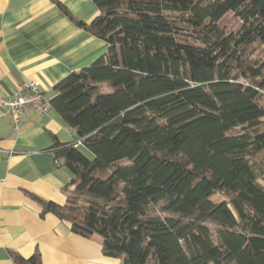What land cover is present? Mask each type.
Here are the masks:
<instances>
[{
  "label": "trees",
  "instance_id": "16d2710c",
  "mask_svg": "<svg viewBox=\"0 0 264 264\" xmlns=\"http://www.w3.org/2000/svg\"><path fill=\"white\" fill-rule=\"evenodd\" d=\"M93 2L106 51L54 86L72 179L41 216L121 264H264V0Z\"/></svg>",
  "mask_w": 264,
  "mask_h": 264
},
{
  "label": "crops",
  "instance_id": "0c3cea01",
  "mask_svg": "<svg viewBox=\"0 0 264 264\" xmlns=\"http://www.w3.org/2000/svg\"><path fill=\"white\" fill-rule=\"evenodd\" d=\"M98 14L93 0H0V92L11 97L36 81L50 102L59 81L105 53L106 44L74 22L89 25ZM75 138L51 105L45 114L26 109L17 132L0 109V264H15L12 252H37L42 264H121L101 254L99 237L82 238L52 214L41 216L28 196L65 204L72 174L49 149Z\"/></svg>",
  "mask_w": 264,
  "mask_h": 264
},
{
  "label": "built area",
  "instance_id": "2783aa9c",
  "mask_svg": "<svg viewBox=\"0 0 264 264\" xmlns=\"http://www.w3.org/2000/svg\"><path fill=\"white\" fill-rule=\"evenodd\" d=\"M49 107L50 102L40 92L39 83L36 81L22 83L11 97L0 92V109L7 111L15 132L18 131L21 125L26 109L45 114Z\"/></svg>",
  "mask_w": 264,
  "mask_h": 264
},
{
  "label": "rangeland",
  "instance_id": "374dc122",
  "mask_svg": "<svg viewBox=\"0 0 264 264\" xmlns=\"http://www.w3.org/2000/svg\"><path fill=\"white\" fill-rule=\"evenodd\" d=\"M264 182V179H262V181H261V183H263ZM223 198L221 197V196H216V197H214V201H220V200H222Z\"/></svg>",
  "mask_w": 264,
  "mask_h": 264
}]
</instances>
